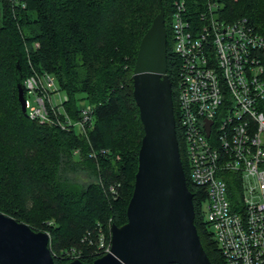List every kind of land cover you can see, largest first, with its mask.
<instances>
[{"label":"trees","instance_id":"1","mask_svg":"<svg viewBox=\"0 0 264 264\" xmlns=\"http://www.w3.org/2000/svg\"><path fill=\"white\" fill-rule=\"evenodd\" d=\"M179 1L189 17L215 1L223 18L244 17L264 36V0H160L175 135L192 193L193 223L211 264H222L202 221L204 197L188 179L176 125L175 57L168 35L173 3ZM157 10V0H0V212L45 231L55 264L66 262L57 255L70 249L91 262L98 255L82 238L93 241L102 232L108 241L110 224L125 221L142 135L131 69ZM259 57L264 66V49ZM16 66L21 79L32 72L53 75L67 111L77 110L80 101L91 105L85 134L21 113Z\"/></svg>","mask_w":264,"mask_h":264},{"label":"built area","instance_id":"2","mask_svg":"<svg viewBox=\"0 0 264 264\" xmlns=\"http://www.w3.org/2000/svg\"><path fill=\"white\" fill-rule=\"evenodd\" d=\"M169 28L177 131L188 179L204 197L205 229L222 264H264V36L244 17L223 18L215 1L193 17L174 2ZM22 82L29 119L83 134L91 126V105L67 111L50 73L32 72ZM82 240L98 256L108 251L102 232Z\"/></svg>","mask_w":264,"mask_h":264},{"label":"water","instance_id":"3","mask_svg":"<svg viewBox=\"0 0 264 264\" xmlns=\"http://www.w3.org/2000/svg\"><path fill=\"white\" fill-rule=\"evenodd\" d=\"M157 5L131 69V95L142 135L125 221L110 224L107 252L89 263L73 258L62 264H211L193 223L192 193L179 157L160 0ZM15 78L17 101L25 115L17 66ZM0 264H55L48 234L0 212Z\"/></svg>","mask_w":264,"mask_h":264},{"label":"rangeland","instance_id":"4","mask_svg":"<svg viewBox=\"0 0 264 264\" xmlns=\"http://www.w3.org/2000/svg\"><path fill=\"white\" fill-rule=\"evenodd\" d=\"M168 38H169V44L171 45V34H170V29H169V35H168ZM59 95L61 96L62 95V91L61 90H59ZM77 106L78 107H81V106H84V101H80V102H77ZM201 206L203 207V202L201 203ZM202 207H201V209H202ZM204 216V215H203ZM203 216H202V220H203ZM41 231V230H40ZM58 256V261H61L63 258H64V256L63 255H57Z\"/></svg>","mask_w":264,"mask_h":264}]
</instances>
